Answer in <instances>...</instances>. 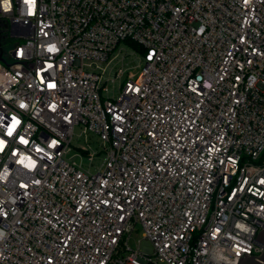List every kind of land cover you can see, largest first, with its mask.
Segmentation results:
<instances>
[{
    "label": "built area",
    "instance_id": "1",
    "mask_svg": "<svg viewBox=\"0 0 264 264\" xmlns=\"http://www.w3.org/2000/svg\"><path fill=\"white\" fill-rule=\"evenodd\" d=\"M0 21L17 41L0 61V264L261 257L264 0H0ZM73 149L105 159L91 173Z\"/></svg>",
    "mask_w": 264,
    "mask_h": 264
},
{
    "label": "rangeland",
    "instance_id": "2",
    "mask_svg": "<svg viewBox=\"0 0 264 264\" xmlns=\"http://www.w3.org/2000/svg\"><path fill=\"white\" fill-rule=\"evenodd\" d=\"M16 43H17L16 39L8 38L7 40H5V42L3 44V49L5 51L10 50L13 48V46H15ZM138 64H140V63L136 62L135 56L130 57V60H128V68L135 73L139 72L140 69L144 66V64L142 62H141L140 67H138ZM109 96L115 97V98H117L119 96L118 85H116L114 87V89H111ZM75 133H76V135H78L80 133V129L77 128ZM86 144H87V142H85L84 136H82V137L76 136L75 140L72 144V147L73 148L74 147H80V146L86 145ZM91 146L93 149H97V150L100 149L97 147V144L92 143ZM77 153H78V150L73 149L70 156H73V159L75 161H77L78 163H81L84 166V168L86 170H90L91 173H96L98 171V169L100 168L101 164L103 163L104 159H105V156L101 155L99 157H96L93 162H90L86 155H82V154L78 153L80 156H74ZM143 239H144V237L142 234V229L138 226L137 229L135 230V232L133 233L130 241H129L130 247L132 249H138L140 247Z\"/></svg>",
    "mask_w": 264,
    "mask_h": 264
},
{
    "label": "water",
    "instance_id": "3",
    "mask_svg": "<svg viewBox=\"0 0 264 264\" xmlns=\"http://www.w3.org/2000/svg\"><path fill=\"white\" fill-rule=\"evenodd\" d=\"M4 27H5V23L3 21H0V28H4ZM2 39L0 38V61L4 62L3 49H2V43H1ZM256 239L259 244L264 245V230L263 229L259 231L258 235L256 236ZM238 264H264V251L261 257H254V256H249L245 254L243 257L239 258Z\"/></svg>",
    "mask_w": 264,
    "mask_h": 264
},
{
    "label": "flooded vegetation",
    "instance_id": "4",
    "mask_svg": "<svg viewBox=\"0 0 264 264\" xmlns=\"http://www.w3.org/2000/svg\"><path fill=\"white\" fill-rule=\"evenodd\" d=\"M1 31V30H0ZM6 37V32L0 33V38H5Z\"/></svg>",
    "mask_w": 264,
    "mask_h": 264
},
{
    "label": "trees",
    "instance_id": "5",
    "mask_svg": "<svg viewBox=\"0 0 264 264\" xmlns=\"http://www.w3.org/2000/svg\"><path fill=\"white\" fill-rule=\"evenodd\" d=\"M2 44H3V41H2Z\"/></svg>",
    "mask_w": 264,
    "mask_h": 264
}]
</instances>
